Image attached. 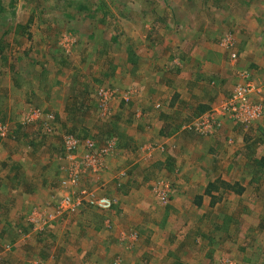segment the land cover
Returning a JSON list of instances; mask_svg holds the SVG:
<instances>
[{
  "label": "rangeland",
  "instance_id": "374dc122",
  "mask_svg": "<svg viewBox=\"0 0 264 264\" xmlns=\"http://www.w3.org/2000/svg\"><path fill=\"white\" fill-rule=\"evenodd\" d=\"M35 6L43 11L33 12ZM0 7V125L7 129L0 134V264H264V158L256 156L264 157V115L249 124L232 121L260 131L240 147L242 166L233 177L242 174L245 181L246 167L254 168L262 188L214 208L181 201L193 189L181 184L182 166L151 171L147 185L128 187L143 182L136 168L145 161L137 167L136 152L150 160L155 145L149 138L141 149L123 143L121 123L107 115L120 99L131 122L148 113L143 101L162 109L172 70L166 67L179 65L181 77L188 76L194 46L204 69L217 64L219 76L233 77L205 79V87L221 89L191 121L218 108L246 77L256 89L250 100L264 104V0H0ZM100 90L108 94L106 108ZM28 114L33 122L26 123ZM45 123L52 128L48 135L42 134ZM187 123L175 129L192 131ZM134 125L122 127L134 133ZM68 135L78 141L73 151ZM87 139L94 142L91 150ZM108 144L96 170L87 168L86 155ZM117 153L121 163L112 170L113 188H106L103 158ZM193 165L197 173L188 178L200 181L201 164ZM132 166L138 177H131ZM83 167L92 178L84 183ZM20 168L22 187L14 191L7 173ZM26 180L37 191H26ZM65 194L79 201L77 211L55 216ZM101 198L109 199V209L98 205ZM83 205L91 234H81ZM33 212L43 214L32 221Z\"/></svg>",
  "mask_w": 264,
  "mask_h": 264
},
{
  "label": "crops",
  "instance_id": "0c3cea01",
  "mask_svg": "<svg viewBox=\"0 0 264 264\" xmlns=\"http://www.w3.org/2000/svg\"><path fill=\"white\" fill-rule=\"evenodd\" d=\"M199 40L204 41L205 39L202 40L199 38ZM200 43L203 44V42ZM262 46H264V43ZM191 48H193V50ZM191 48H188L187 50L191 49V51H193L196 60H191L188 76L181 77V69L176 68L179 67V65H175V67H166V69L172 68V70L170 69L169 71L171 72V79H169L168 82L165 79L167 90L161 88V98H164L165 102V106H163L162 109L153 110L152 102L143 101L141 104L142 106H145L143 107L146 108V110L149 109V111L147 110L148 113L145 112L144 115H141V117L136 114L135 116L138 118V123L136 122V118L134 122H131L133 119L128 116V112L126 111V107L128 105L120 99L119 103H115L117 102L116 100L113 101L112 107L109 108L107 115L108 117L114 115L113 119L110 120L118 119L119 123H121L120 125L122 126L125 125V122H130L131 125L137 123V125H134V133H131L132 131L128 127L121 126L122 129L120 127L118 128L119 131H124V133L127 134L123 139V143H127L129 141V143H131L134 147L140 145L142 142L146 143L145 140H148L149 138L150 142L155 145L152 146V151H149L148 153V155L150 154L153 156L150 160H146V158H143L138 151L136 152L137 162H134V164H137V167H140L144 161L145 163L140 168L132 166L131 177L134 178L139 176L133 175L136 168V170L143 172V176L139 177L140 179L143 178V182L135 180L134 182H131L128 187H133L134 185L136 187H140L143 183L144 186L147 185L149 172L151 171L156 173L165 168L167 171L170 169V171L172 170V172H174L177 170V167L182 166L180 171L183 176L182 178L184 179L181 184H187V186L192 187L193 189L187 191L186 197L182 196L181 201L185 202L188 200L191 202V205H201L202 203L207 202V204H212V208H214L215 205H218V203H225L226 201H229L231 197H235L234 195L241 198L253 197V192L255 191L254 186L262 188L263 184L259 183L260 180H258V178L256 180L258 183H255L254 168L246 167L249 174H247L245 181V176L242 174L240 179L238 177V179L235 180L233 177L235 175L237 176L239 168L242 166H240V163L238 164L239 158L243 155L240 154V147L246 148V146L250 144L256 136H258L254 133H258L260 131H257L256 129L252 130L251 127L249 130H246L242 125L235 124L236 122H232L233 120L227 119L224 122L220 120V124L212 131L211 134L208 135H201L198 132L195 133L193 130L184 132L182 130L183 126H181L182 129H175L176 127H179V124H185L188 121H191L195 117L193 115H196L197 112H204L207 110L212 100L219 94L221 88H215V86H210L211 88H208L207 86L205 87V79L209 80V78L212 77L217 79L218 77L221 79H227L229 77V79H231L233 77L232 73L229 74L228 77L219 76L221 74L220 69L216 67L213 68L217 64H211L210 67L204 69L202 61L195 53L196 46ZM211 49L212 48L209 47L204 53L207 59H209L208 53ZM184 54L185 53H183L182 56ZM173 59H176L177 61L181 60L179 58ZM242 64L243 63L241 62V65ZM136 102H139V100H136ZM136 102L131 104L133 108L135 107ZM190 109H197V111H189ZM116 115L117 117H115ZM253 127L255 128V126ZM46 133L51 132H44L42 134ZM198 135L201 138V140L199 139L200 142H202L201 144H198L199 140L197 141L195 139ZM104 143L105 142H103V144ZM139 148L141 149L142 146L140 145ZM256 156H258V159L264 158L262 155ZM121 157L120 153H117L116 155L111 154L110 156H106L104 157L105 159L103 158L105 166L103 169L104 171L102 170L103 172L101 174V178L107 180L105 182L107 183L105 185L106 188H113V178L111 177V174H113L112 170H114L116 166L121 163ZM130 158L132 159L131 155ZM194 163L201 164V167H197L198 172H201L200 175L203 176L200 181H194L193 179L188 178V173L192 172L193 175L197 173L196 169L193 171ZM134 164L132 163L131 165ZM20 170L22 172L21 168L10 172L9 169L7 173L11 183L6 185H8V187H12L14 191H17L20 187H22V184L19 182V180H22L20 175L21 173L19 172ZM88 174L91 173L89 171H84V173H82V183L92 180L91 176ZM151 175L152 174H150V176ZM27 182L28 181L26 180L25 183L27 184ZM261 182L263 183L264 181ZM250 184H252L251 189L253 190L249 192L248 189L250 188ZM2 185L3 184H0L1 188ZM27 185L28 188L26 187V191H37V189H33L34 185L32 183ZM175 199L177 198L175 197ZM178 200H180V198L176 201ZM12 201L13 204H16L13 198ZM83 207L84 205L79 210L82 214V219L79 221V224H86V227L85 230L81 231V234H91V232H94L95 229H93L91 221L87 219L89 218V215ZM191 209L194 210L192 206ZM77 214L78 212L73 216H76ZM85 220L87 222H85ZM76 224L78 226V223ZM87 230L90 232L88 233Z\"/></svg>",
  "mask_w": 264,
  "mask_h": 264
},
{
  "label": "built area",
  "instance_id": "2783aa9c",
  "mask_svg": "<svg viewBox=\"0 0 264 264\" xmlns=\"http://www.w3.org/2000/svg\"><path fill=\"white\" fill-rule=\"evenodd\" d=\"M255 90V85L248 77H246V81L236 85L231 94L221 101L218 108H213L211 109L212 111L199 115L193 121L187 123L185 128L194 130L201 135H208L211 134L212 131L220 124V120L226 117L244 124L251 123V121L255 120L259 116L264 115V104L261 105L258 101L250 100ZM98 95L102 101V107L106 108L105 106L108 101V94L105 91L100 90ZM33 119L32 115L28 114L26 117V123L33 122ZM44 129L45 132H52V128L49 123H45ZM3 130L7 132L5 126L0 125V134L4 136ZM65 143L67 149L72 151L78 146V141L75 137H73V135H68L65 139ZM84 144L90 150L94 148V142L92 140L87 139ZM109 147H111L110 144L101 147L99 151L97 150L98 152L95 151L94 153L86 155L85 166L95 171L96 167L100 164L99 158L107 154ZM87 168L83 167L77 171L81 174ZM110 204L111 203L107 198H101L98 201V205L104 210L109 209L108 207ZM78 205L79 201L73 203L70 196L65 194L62 200L57 204L55 216H60L66 213H75ZM42 214L43 213L33 212L30 219L32 218L31 220L33 221L35 217H40ZM1 258L2 256L0 255V259Z\"/></svg>",
  "mask_w": 264,
  "mask_h": 264
},
{
  "label": "trees",
  "instance_id": "16d2710c",
  "mask_svg": "<svg viewBox=\"0 0 264 264\" xmlns=\"http://www.w3.org/2000/svg\"><path fill=\"white\" fill-rule=\"evenodd\" d=\"M0 8L2 9V7H0ZM35 8H36V6L32 8V9H33V12H34V9H35ZM36 9H38V13L43 11V9H42L41 7H40V8L37 7ZM2 44H3V42L1 41V43H0V55L2 54V51H4V48H3V45H2ZM3 53H4V52H3ZM12 56H13V55H12ZM6 57H7L6 55H3V56H2L3 59H6ZM15 58H16V57L14 56L13 59H15ZM48 134H50V133H46L45 135H48Z\"/></svg>",
  "mask_w": 264,
  "mask_h": 264
}]
</instances>
